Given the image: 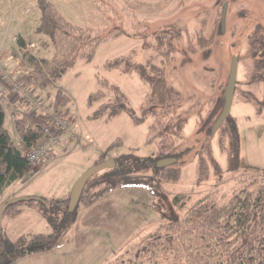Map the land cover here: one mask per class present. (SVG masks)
I'll return each instance as SVG.
<instances>
[{"label": "rangeland", "instance_id": "obj_1", "mask_svg": "<svg viewBox=\"0 0 264 264\" xmlns=\"http://www.w3.org/2000/svg\"><path fill=\"white\" fill-rule=\"evenodd\" d=\"M48 1L56 6L67 21L78 27L96 30L112 28L109 16L103 14L92 0ZM102 1L121 14V28L129 25L130 18L134 16L139 21L151 24L152 31L164 26H173L175 29H186L192 36H203L205 33L210 47L195 54L190 53L188 44H195L194 39L187 40L184 37L176 42V61L167 70L166 78L168 85L184 97L194 98L196 101V98H200L202 103L204 101L206 110L210 103H213L214 96L222 98L233 58L239 60L238 74L239 80L241 79L247 39L253 31L264 27V0ZM0 2L13 23L10 37L5 36L4 39L11 42V36H16L19 32L24 35L28 29L31 31L36 28L37 0ZM225 4H228V8L223 32L222 13ZM145 39L154 42L149 35L145 36ZM15 46L13 44V52L17 56L6 55L2 65L13 77L24 78L28 70L21 65L22 54ZM142 47L143 41L140 38L126 35L107 41L99 46L92 62L79 59L74 67L64 72L61 80L49 90L52 94L50 100L46 97L47 91L37 92L39 97L51 104L55 103L54 97L59 91L68 97V104L59 106L58 110L68 114L70 131L75 135V139H66L54 158L39 167H32L23 179L6 188L2 193L3 199H51L68 194L75 182L86 171L96 166L101 154L118 139L121 144L109 153L108 160L124 156L128 159L150 161L153 146L146 144L152 121L150 118L141 125H135L126 112L110 120L106 117L92 119L91 116L98 105L88 106L89 96L102 89L100 82L108 81L122 90L128 98V108L139 115V108L148 92V86L135 73L107 71L104 64L121 56H131L134 51L138 63L158 64L160 57L154 52L144 51ZM37 51L45 57L52 55L51 46L50 54H45L44 49L38 48ZM233 104L231 116L238 120L241 140V155L235 166L236 172L226 171L220 177L215 176L214 168L211 167L209 180L200 184L197 182L198 154L201 147L206 145L207 135L203 131L197 132L196 119L192 118L186 128L184 142L178 146L177 151V158L182 161L180 181H156L158 187L155 190L133 186L117 189L89 208L81 205L77 210L75 224L71 226L70 233L61 247L48 253L20 259L14 264H109L119 253L135 245L142 237L153 233L163 221V214L166 220L180 218L194 203L207 197L224 204L246 178L256 174L255 170H264V110L259 113L253 105L241 102L237 96ZM5 127L15 147L23 151L22 140L7 111ZM217 140L215 138L212 143L214 156L226 170L227 161L220 155ZM144 175L148 178L154 177L155 180L152 171ZM253 190L256 192L257 188L254 187ZM176 197L183 198L184 204H181V207L173 204ZM15 199L20 198L13 200ZM162 203L163 206H160ZM37 205L39 202H24L20 208L31 210L30 206L37 208ZM30 214L32 216H23L15 223L9 233L12 240L23 235L48 233L52 230V226L34 211ZM23 219L25 221H22ZM3 221L5 227L8 220ZM57 225L58 228H63L62 223L58 222Z\"/></svg>", "mask_w": 264, "mask_h": 264}, {"label": "trees", "instance_id": "obj_2", "mask_svg": "<svg viewBox=\"0 0 264 264\" xmlns=\"http://www.w3.org/2000/svg\"><path fill=\"white\" fill-rule=\"evenodd\" d=\"M92 1L103 14L109 16L111 29L78 27L67 21L52 2L37 0L38 20L34 32L28 36H17L18 41L14 43L22 54L21 65L32 76L30 82L33 91H47L48 100L52 98L49 90L61 80L64 72L74 67L79 59L92 62L99 46L107 41L123 35L140 38L144 51L154 52L160 57L158 64H141L136 61L134 51L131 56H121L104 64L107 71L135 73L148 86V92L139 108V115H136L128 108V98L118 86L101 81L102 89L88 98L89 107L98 105L91 118L106 117L110 120L126 112L135 125H141L150 118L152 121L146 144L153 146V154L150 161L118 156L113 169H106L87 182L78 207L82 205L89 208L117 189L133 186L155 190L158 187L156 181H180L182 161L177 158V151L184 142L185 130L192 118L196 119L197 132L203 131L207 135L206 145L201 147L198 154L197 182L200 184L209 180L211 167L214 168L215 176L221 177L226 171L236 172L235 166L241 155L237 118L230 116L212 135V128L224 107L225 90L222 98H212L213 103L206 110L204 101L202 103L200 98H196V101L184 97L168 85L166 78L167 70L176 61V42L184 37L187 40L194 39L196 43H188L191 52L188 51L195 54L210 47L205 33L203 36H192L186 29H175L173 26L152 31L151 24L139 21L134 16L130 18L129 25L121 28V14L118 11L109 8L102 0ZM147 35L154 42L146 41ZM32 43L35 49L28 51L27 46ZM50 46L52 55L49 57L37 51L38 48L44 49L45 54H50ZM243 68L240 80L238 74L234 99L237 96L241 102L253 105L260 113L264 110V27L253 31L248 37ZM54 100L57 109L66 106L69 101L61 91L55 94ZM5 117L6 108L0 104V197L6 188L32 170L22 151L12 142L5 127ZM47 122V117L35 111L21 112L19 119L14 121V127L25 148H31L32 143L41 138L40 130ZM215 138L218 139L220 155L227 161L226 170L214 156L212 143ZM120 144L118 139L107 148L97 164L107 161L109 153ZM163 159H176L177 162L158 168L156 162ZM150 171L154 173L155 180L144 175ZM254 172L256 174L246 178L224 204L207 197L194 203L180 218L166 220L163 214V221L153 233L119 253L109 264H264V170ZM254 187L257 188L256 192ZM69 196L64 199L44 198V203L39 202L37 205L41 216L52 226L48 233L28 234L12 240L2 226L0 264H13L20 259L61 247L77 219L78 207L74 212H68ZM36 202L30 201L29 204ZM22 203L24 201L10 204L4 220L19 216ZM173 204L181 207L183 198L176 197ZM58 222L63 224L62 229L58 228Z\"/></svg>", "mask_w": 264, "mask_h": 264}, {"label": "built area", "instance_id": "obj_3", "mask_svg": "<svg viewBox=\"0 0 264 264\" xmlns=\"http://www.w3.org/2000/svg\"><path fill=\"white\" fill-rule=\"evenodd\" d=\"M11 41L17 43L18 37H12ZM6 42L4 39L0 46V104L6 108L13 122L19 119L23 110H32L48 118V122L40 130L41 138L32 143L31 148L22 151L31 167H39L55 156L66 139L73 141L75 135L70 131L68 114L39 97L31 87L29 75L15 78L5 70L2 60ZM34 49V43L27 46L28 51Z\"/></svg>", "mask_w": 264, "mask_h": 264}, {"label": "water", "instance_id": "obj_4", "mask_svg": "<svg viewBox=\"0 0 264 264\" xmlns=\"http://www.w3.org/2000/svg\"><path fill=\"white\" fill-rule=\"evenodd\" d=\"M227 8L228 4H225L223 8V13H222V31H225L226 27V16H227ZM238 59L233 58L230 66V73L228 77V82L226 85V90H225V97H224V107L222 110V113L216 120L213 128H212V135L214 136L216 132L219 130V128L222 126V124L228 120L231 116V111L234 103V95H235V88L237 84V79H238ZM177 162L176 159H163L160 160L157 163L158 168H165L168 166H171ZM116 166V163L114 160L109 159L105 162L96 164L93 168L89 169L86 171L74 184L70 196H69V204H68V212L72 213L74 212L79 204L82 192L87 184V182L96 174L106 170V169H113ZM30 202V201H38V202H43L44 200L42 199H35V198H23V199H15L4 206L1 207L0 209V231L3 226V220L5 216V212L10 204H15L18 202Z\"/></svg>", "mask_w": 264, "mask_h": 264}, {"label": "crops", "instance_id": "obj_5", "mask_svg": "<svg viewBox=\"0 0 264 264\" xmlns=\"http://www.w3.org/2000/svg\"><path fill=\"white\" fill-rule=\"evenodd\" d=\"M4 5V4H3ZM11 18L9 17L8 18V16H7V14H6V10L4 9V7L2 6V4H1V2H0V46L2 45V43H3V40H4V37L5 36H7V37H10L9 36V33H10V31H11V28H12V25H13V23H12V21L10 20ZM37 22V21H36ZM21 30H23V29H21ZM30 29H28V31L24 34V35H22V34H20L21 32H19V34L18 35H16V36H19V35H21V36H28V35H31L33 32H34V30H31V31H29ZM11 37H15V36H11ZM9 44V45H8ZM14 44V43H13ZM13 44H12V41L10 42V40H7V42H6V44H5V51H4V57L6 56V55H11L12 57H16L17 56V54L15 53V52H13V50H14V48H13ZM16 45V44H15ZM15 47H17L18 48V46H15ZM18 51H19V48H18ZM4 57H3V60H4ZM3 60H2V62H3ZM6 70V69H5ZM7 71V70H6ZM8 72V71H7ZM10 74V73H9ZM26 74L27 75H29L30 73L27 71L26 72ZM27 75H26V77H27ZM25 78V77H24ZM188 126V125H187ZM187 128V127H186ZM186 131V130H185ZM67 144H69V143H67ZM64 146V142H63V145H62V147ZM61 147V148H62ZM22 150H26V148L24 147V145H23V143H22ZM60 148V149H61ZM59 149V150H60ZM59 150L56 152V154H55V156L58 154V152H59ZM54 156V157H55ZM53 157V158H54ZM100 158V157H99ZM110 158V157H109ZM112 159V158H111ZM96 164H97V162H96ZM69 193H71V192H69ZM65 194V195H63L62 197H58V198H56V197H53V198H51V199H64V198H66L68 195H70V194ZM3 195V194H2ZM2 195H1V197H0V200L2 199V203H0V207H2V206H4L5 204H7V203H9V202H11V200H13L14 198H22V197H14V198H7V199H3V197H2ZM33 196V195H32ZM42 199H44V198H42ZM46 199V198H45ZM48 199V198H47ZM30 208H31V210H24V208L22 209V212H21V214L19 215V216H17L15 219H12V220H8V222H7V224H6V226L4 227V225H3V227H4V230H5V232L7 233V235H8V237L10 238L11 236H9V233H10V231H11V229H13V226L15 225V223H17L18 221H20L19 219H21V217H23V216H26V217H28L29 215L30 216H32L30 213H33V211H34V213H36V214H38L39 216H40V218L43 220V221H45L46 222V220L41 216V214L39 213V211L37 210V208L36 207H32V206H30ZM33 210V211H32ZM29 213V214H28ZM26 219V218H25ZM25 219H23L22 221H25ZM3 223H4V221H3ZM11 239V238H10ZM29 257H33V256H29ZM28 258V257H27ZM27 258H24V259H27ZM19 261V260H18ZM17 262V261H16ZM15 262V263H16ZM14 264V263H13Z\"/></svg>", "mask_w": 264, "mask_h": 264}]
</instances>
